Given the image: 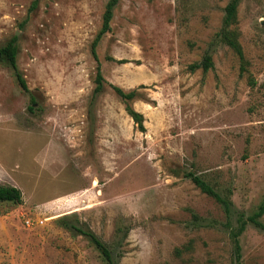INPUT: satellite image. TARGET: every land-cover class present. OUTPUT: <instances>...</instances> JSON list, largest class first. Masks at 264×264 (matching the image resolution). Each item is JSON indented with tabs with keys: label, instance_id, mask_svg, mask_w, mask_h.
<instances>
[{
	"label": "rangeland",
	"instance_id": "1",
	"mask_svg": "<svg viewBox=\"0 0 264 264\" xmlns=\"http://www.w3.org/2000/svg\"><path fill=\"white\" fill-rule=\"evenodd\" d=\"M32 1L0 0V47L17 36L29 89L0 62V185L22 197L0 202V264H106L70 225L114 264H234L230 227L264 198V0H239L229 27L242 74L217 37L229 0H118L96 54L107 83L136 90L145 132L108 85L87 115L108 0H38L28 13ZM206 53L213 67L189 70ZM239 244L242 264H264L263 229L248 224Z\"/></svg>",
	"mask_w": 264,
	"mask_h": 264
},
{
	"label": "trees",
	"instance_id": "2",
	"mask_svg": "<svg viewBox=\"0 0 264 264\" xmlns=\"http://www.w3.org/2000/svg\"><path fill=\"white\" fill-rule=\"evenodd\" d=\"M118 0H108L102 15V24L94 39L91 42V54L96 62V72L94 77V87L91 92V96L89 99L87 115L90 120H94V108L96 106V102L98 97L104 91L105 85H108L109 88L113 91V93L120 99V101L124 105V110L127 115L132 119V122L135 128L139 132H145L144 126V117L142 113L138 112L131 106V101L134 100L137 96L136 90L124 91L119 86L113 85L111 83H107L101 73L100 62L98 60V56L96 54V47L101 37L110 30V20L113 15V9L116 6ZM38 0H33L28 8V13L34 10L37 6ZM239 0H229L224 9V17L222 21V28L217 33V37L228 45L234 53L237 55L238 60L240 62L239 71L242 74L245 68V57L243 54L242 47L237 40L236 33L229 28L231 24L235 21L236 11L238 7ZM18 53V45H17V36L13 35L3 46L0 47V62L8 65L15 77V80L20 87L26 93H29V89L27 87L26 81L23 78L22 74L17 68L16 64V56ZM107 60L115 61L118 63H123V60H115L109 56L106 57ZM213 67L212 57L206 53L203 55L200 61L191 63L188 68L191 71L196 69H201L203 73ZM253 79L249 78V84L253 85ZM30 100L34 102L33 96L30 95ZM29 110H32V106H28ZM190 180L192 183L204 194L212 197L217 203H219L225 212L228 214L231 212L232 201L228 196H224L221 194L216 188L203 179L201 176L188 173ZM22 201L21 192L14 186H2L0 185V202H12L20 204ZM264 215V198L257 205L256 209L250 214L245 215L242 212L237 214L236 218V226L230 227V237L233 242V259L234 264H242V255L239 244V236L245 230V227L248 224H252L258 228L264 230V224L260 221V218ZM70 228L75 232L86 236L93 246L98 250L106 264H114L112 254L107 246L92 232L89 230H84L77 225H70Z\"/></svg>",
	"mask_w": 264,
	"mask_h": 264
},
{
	"label": "built area",
	"instance_id": "3",
	"mask_svg": "<svg viewBox=\"0 0 264 264\" xmlns=\"http://www.w3.org/2000/svg\"><path fill=\"white\" fill-rule=\"evenodd\" d=\"M26 224H27V225L30 224V220H29V219L26 220Z\"/></svg>",
	"mask_w": 264,
	"mask_h": 264
}]
</instances>
